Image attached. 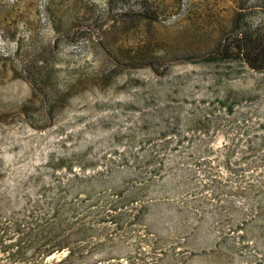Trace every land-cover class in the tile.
<instances>
[{
    "label": "rangeland",
    "instance_id": "obj_1",
    "mask_svg": "<svg viewBox=\"0 0 264 264\" xmlns=\"http://www.w3.org/2000/svg\"><path fill=\"white\" fill-rule=\"evenodd\" d=\"M149 1L161 18L106 22L108 0H0V264L41 262L49 241L23 237L43 223L93 232L43 264H264V73L174 59L204 57L262 0ZM148 44L166 46L167 73L116 62Z\"/></svg>",
    "mask_w": 264,
    "mask_h": 264
},
{
    "label": "trees",
    "instance_id": "obj_2",
    "mask_svg": "<svg viewBox=\"0 0 264 264\" xmlns=\"http://www.w3.org/2000/svg\"><path fill=\"white\" fill-rule=\"evenodd\" d=\"M110 5V13L109 17L106 18V22H108L109 19H114L115 17L123 18H132L137 16V12L143 13V16H148L149 18L153 20H157L158 18H161L164 13L163 8H158L157 4L154 2H150L149 0H138V6L139 11H134L132 9H124V6H122L121 10L116 5L118 2L123 0H108ZM182 3V1H181ZM245 4V3H244ZM262 5L264 8V0L259 3V5ZM180 6V5H179ZM244 6V5H243ZM48 11L52 14V20L55 23V26L58 30H63V26L59 27L54 13V7H49ZM123 11V12H121ZM120 12V13H118ZM234 19L232 20V25L229 28L228 31L222 30L219 34L220 40L216 42V44L213 47V50L207 54L204 55H183L180 57H175L177 61L182 62H189L192 64H198L201 62L204 63H220V62H239L243 66H247L251 68L254 71H257L259 73H264V13L261 15V18H257V20H253V23L246 22L247 19H250L246 14H243L242 12H236L233 14ZM76 24L75 20H70L68 22V27L72 29ZM101 26V25H100ZM101 28V27H100ZM65 29V28H64ZM122 30V29H121ZM118 31V30H117ZM122 33H125V30L121 31ZM68 33H71V30H68ZM90 31L83 32V35H90ZM118 35V34H117ZM175 46V45H174ZM166 49V46L163 44H151L147 45L144 48H130L126 51L122 50V48H118L119 55L117 54L116 62L118 64H123L122 60L123 58H127V65L134 69L138 68H150L153 70L156 74H164L168 72V68L165 66L166 60L169 56V54L163 50ZM101 50L104 51V47L101 46ZM52 50L50 49L46 55L50 54ZM124 51V52H123ZM128 52L127 57H125L124 54ZM178 55V54H175ZM169 61V60H168ZM31 72L28 73L29 77L32 78V83L34 87L40 91H43V108L44 111H42L41 119L43 123H49L53 117L54 114V105H49L47 108L45 107L46 102L55 101V98L53 95H50L49 91L43 88L44 82H40L37 80L35 73H40V70L33 66V58L30 60ZM34 68V69H33ZM36 68V69H35ZM34 70V72H32ZM48 91V92H47ZM53 101V102H54ZM223 105H225V102H222ZM236 102H232V104H229V112H233L234 106ZM37 120H39L37 118ZM29 125L35 129V130H41L45 129L48 126H43L38 128L34 121L28 120L27 121ZM33 123V124H32ZM69 169L71 170L72 167L69 165ZM44 231L45 236L42 235L40 232L36 230H29V232L24 236V239H27L28 243H36L39 244L41 240L44 238L46 239L47 244L50 243V246L46 248V246H40V249L44 250V252H41L40 249L34 250L32 252V257H38L42 256L41 262H37L34 260L25 259L23 261L28 262L29 264H43V262L49 258L50 256L54 255L55 253H59L67 249L71 243H76L83 237H88L89 233H85L82 230H76L73 233H66L64 229L63 223L58 224H44ZM40 227V226H38ZM15 229V236H17L15 243L19 245V247L13 254H11V258L15 259H23V253L25 250V247H23L22 244V237L21 235V227L19 225L14 226ZM51 231L54 232V234L50 233ZM6 233V235H5ZM67 234V235H65ZM58 237L59 239L55 238ZM7 237V232L3 231L0 232V241L4 240ZM12 238H10L11 240ZM8 246H13V244H8ZM38 247V246H37ZM68 260V257L62 260L59 264H63ZM19 261V260H18Z\"/></svg>",
    "mask_w": 264,
    "mask_h": 264
}]
</instances>
